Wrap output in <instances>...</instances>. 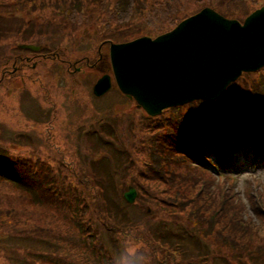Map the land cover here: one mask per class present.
Returning a JSON list of instances; mask_svg holds the SVG:
<instances>
[{
	"label": "trees",
	"instance_id": "obj_1",
	"mask_svg": "<svg viewBox=\"0 0 264 264\" xmlns=\"http://www.w3.org/2000/svg\"><path fill=\"white\" fill-rule=\"evenodd\" d=\"M248 1L260 0H243L246 10L235 13L223 8L230 4L226 0L216 5L212 0H162L152 8L147 0H0V39L8 35L3 29L11 11L51 10L70 26L84 23L95 11L102 12L98 16L104 24L107 14L108 24L114 20L124 25L148 8V20L175 26L188 16L184 12L191 4L197 9L213 4L226 16L245 19L254 9ZM29 26L21 25L14 44L23 41ZM16 58L8 57L2 67H10ZM171 109L169 115L133 117L124 123L110 119L81 128V171L63 157L55 163L0 148V196L10 184L24 195V203L33 205L23 220L8 213L0 221V239L11 238L0 244L8 264H147V254L137 248L144 244L152 249L150 264H213L216 252L190 253L201 241L232 257L234 264L264 261V238L258 235L262 229L254 230L251 221L243 220L247 205L237 201L230 174L220 172L233 167L232 153L256 159L264 155V77L237 94L229 91L213 102L198 100ZM119 173L122 183L116 179ZM129 183L138 189L133 204L123 196ZM250 187L251 208L262 217L264 196ZM133 208L142 210L138 218L130 214ZM223 263L231 264L227 258Z\"/></svg>",
	"mask_w": 264,
	"mask_h": 264
},
{
	"label": "rangeland",
	"instance_id": "obj_2",
	"mask_svg": "<svg viewBox=\"0 0 264 264\" xmlns=\"http://www.w3.org/2000/svg\"><path fill=\"white\" fill-rule=\"evenodd\" d=\"M160 1L162 0H147L148 6L151 8ZM226 1H229L230 4L223 5V8L229 12L239 13L246 10L242 6L243 0ZM212 3L214 5L221 4L222 0H212ZM248 3L250 8L253 3L250 1ZM213 4L206 6L218 11L219 9ZM262 6H264V0L254 3V9L247 12V15ZM197 8L196 4H191L184 15L190 16L201 10ZM149 11L150 9L147 8L143 13H137L130 24L118 25L114 20H111L110 24L114 27L112 31L109 29V16L105 14V24L98 16L102 12L95 14V11H92L93 15L89 16L84 23H79L76 26H70L64 20H59L51 13V10H37L32 13L9 12L10 17L3 29L5 34L8 30L9 32L7 36L0 39V78L6 68H10L14 73L10 72L0 79V148H7L10 154L17 156H35L34 160L36 156H40L44 159L53 158L57 163L63 157L67 161L73 162L81 171L77 165L79 140L77 132L82 126L86 127L98 122L100 116L107 117V119H110L111 116V119L121 123L131 120L133 117L143 120L142 113L145 110L137 108L136 104L139 105L137 100H128L120 92L114 77V88L106 95L96 97L92 88L100 75L105 71L109 72L107 58L111 44H113L111 40L113 42L127 41L143 35L157 37L173 30L178 25V23L175 26L168 22L161 23L156 19L148 20ZM28 23L30 24L29 28L22 34L23 41L14 44L12 39L17 30L21 25ZM34 27L38 28V32L33 31ZM24 43L40 45L43 50L22 51L18 46ZM34 52H38L42 56L38 54L39 57H34ZM55 53L58 54L57 57H50ZM16 55L17 57L24 55L23 58L28 57L25 55H29V61L27 64L23 63L22 66L19 62H11L10 67H2L8 57L13 59ZM65 55L72 61L71 65L62 61ZM100 57H103L101 61H99ZM260 76L264 77V69L257 72H244L232 86L242 88L246 82L253 83ZM227 90L236 94L239 92L231 87ZM196 100L201 99H194V101ZM199 104L195 105L199 106ZM203 106L208 107L207 105ZM45 111H48L46 115ZM181 111L185 112V108H182ZM171 112L172 109L167 108L161 114L169 115ZM86 149L87 146H85V152H87ZM239 159L241 169L236 170L235 175L237 176L236 178L233 176L232 179H236L238 185L236 191L240 199L247 205L243 220L251 221L254 230L260 227L262 233L258 232V235H262L264 238V216L259 217L251 208L253 202L250 201L248 195L251 185L255 186V189L264 196V160L260 158L256 163L249 164L247 159ZM249 159L252 160V157ZM230 172L232 174L233 169ZM121 177L120 173L116 177L120 183H122ZM4 191L5 194L0 196V199L3 198L0 200V221L2 218L6 219L5 216L8 213L12 216L17 215L14 218L21 217L22 220L31 214L28 211L33 205L22 201L24 195L10 185H7ZM87 201L92 203L88 198ZM120 202L122 203V201ZM9 209H13V213L8 212ZM129 212L133 217L138 218L142 210L133 208ZM7 225L6 220L4 226ZM8 240L2 238L0 244L5 246ZM199 243L200 248H190V253L193 256L200 253L216 252L219 257L213 258V264H224V258L234 264L232 257L224 255L213 244L207 241ZM139 244L137 242L135 246ZM137 248L142 254H147V264H150L151 247L144 244ZM6 254V251L0 248V264H8ZM162 256L164 255L159 254V258ZM153 257L155 258L154 254ZM140 259L142 260L141 257ZM252 262L264 263L261 259H253ZM135 264H137L136 261Z\"/></svg>",
	"mask_w": 264,
	"mask_h": 264
},
{
	"label": "water",
	"instance_id": "obj_3",
	"mask_svg": "<svg viewBox=\"0 0 264 264\" xmlns=\"http://www.w3.org/2000/svg\"><path fill=\"white\" fill-rule=\"evenodd\" d=\"M142 38L136 41H139L137 48L144 46V56L138 62H136V59L131 54V51H128L129 48L127 46L124 48L125 44H114L111 49V57L117 82L121 89L129 96H135L137 98L140 103L139 106L143 105L149 113L156 114L161 112L164 107L172 105V102L184 103L195 98L212 100L220 95L227 85L236 79L242 71L255 70L264 64V6L256 9L249 16H247L243 24L236 19H230L223 16L211 7H205L199 13L181 21L173 30L169 32L161 34L156 38L147 36ZM242 43H244V46ZM22 46L39 49L38 46L33 44H24ZM161 46L163 51H161V53L153 61L149 52L153 50V48ZM235 46L236 48H233ZM237 47L240 49H237ZM249 47L251 50H249ZM252 49H258V52L253 51ZM246 57H249V59ZM222 59H224V61ZM242 60L249 61L242 63ZM141 65L147 67L144 68L141 67ZM212 66H216V69ZM120 69H123L128 75L124 72H120ZM197 70L198 72L196 73ZM201 74L203 76H200ZM183 77L186 78V80ZM201 77V82H198V79ZM202 80L204 81V84ZM189 82H194V84L196 83L194 90L190 91L191 88L189 87ZM171 83L178 85L177 87L181 91H185V93L190 97H180L177 89L173 90L171 96ZM204 86H215L217 90L214 91L211 97L207 95L209 98H206V93L202 94L200 92V89ZM109 87L110 77L109 75H104L95 85V93L98 95L102 94L105 90L109 89ZM141 88L145 89L142 93L139 91ZM198 92L200 94H198ZM136 194V189L134 187H130L129 190L125 192V197L130 202H133Z\"/></svg>",
	"mask_w": 264,
	"mask_h": 264
},
{
	"label": "flooded vegetation",
	"instance_id": "obj_4",
	"mask_svg": "<svg viewBox=\"0 0 264 264\" xmlns=\"http://www.w3.org/2000/svg\"><path fill=\"white\" fill-rule=\"evenodd\" d=\"M23 56L24 55H21V56H19V57H17L16 59H15V63L16 62H19V64L22 66V65H24V64H27V62L29 61V59H28V57H29V55H25V56H28V57H26V58H23ZM103 59V57H101L100 59H99V61H101ZM65 61H67L68 62V64H72V62L69 60V59H65ZM24 63V64H23ZM10 72H12V73H14L13 71H11V69L10 68H6V69H4V73H3V75H4V77L8 74V73H10Z\"/></svg>",
	"mask_w": 264,
	"mask_h": 264
},
{
	"label": "bare ground",
	"instance_id": "obj_5",
	"mask_svg": "<svg viewBox=\"0 0 264 264\" xmlns=\"http://www.w3.org/2000/svg\"><path fill=\"white\" fill-rule=\"evenodd\" d=\"M242 62L246 63L245 60H242ZM188 84H189V87L191 88L190 91L195 89V84H194V82H189ZM206 85H207V84H206ZM215 90H217L216 87L204 86L203 88L200 89V92H201V93H206L205 97H206V98H209V97L212 96V94L214 93ZM197 91H198V90H197ZM207 95H209V97H207Z\"/></svg>",
	"mask_w": 264,
	"mask_h": 264
}]
</instances>
